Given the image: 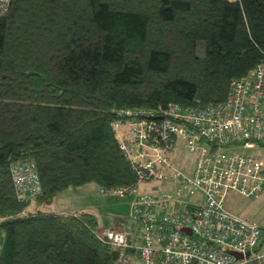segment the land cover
<instances>
[{
  "label": "trees",
  "instance_id": "obj_1",
  "mask_svg": "<svg viewBox=\"0 0 264 264\" xmlns=\"http://www.w3.org/2000/svg\"><path fill=\"white\" fill-rule=\"evenodd\" d=\"M257 67L264 0H10L0 16V264H118L93 212L30 203L90 182L136 185L112 127L118 110L215 103ZM19 160L36 165V200L16 192Z\"/></svg>",
  "mask_w": 264,
  "mask_h": 264
},
{
  "label": "built area",
  "instance_id": "obj_2",
  "mask_svg": "<svg viewBox=\"0 0 264 264\" xmlns=\"http://www.w3.org/2000/svg\"><path fill=\"white\" fill-rule=\"evenodd\" d=\"M9 3L0 0V16ZM112 127L137 183L101 191L124 195L152 180L166 186L132 200L126 227L102 230L119 249L118 264H264L262 227L226 208L230 191L264 193V155L240 151L264 145L263 67L232 79L221 101L123 108ZM176 146L196 155L190 173L170 161ZM10 171L17 194L36 200L35 164L15 161Z\"/></svg>",
  "mask_w": 264,
  "mask_h": 264
},
{
  "label": "rangeland",
  "instance_id": "obj_3",
  "mask_svg": "<svg viewBox=\"0 0 264 264\" xmlns=\"http://www.w3.org/2000/svg\"><path fill=\"white\" fill-rule=\"evenodd\" d=\"M235 147L232 146V148ZM174 149V153L170 155V161L185 173H190L196 155L187 150H182L179 146ZM240 151L243 153L260 152L264 155V145H258L251 150L240 149ZM152 187L157 190L166 189L164 183L152 180L137 184V190L134 192L119 195L112 192L105 193L101 191L98 184L90 182L77 187H69L59 192L51 204L38 205L37 209L52 212L63 211L64 213L90 211L96 215L103 229L115 225L124 228L131 223L128 219V213L132 200L139 194L153 191ZM34 207L36 204L32 201L28 209L33 210ZM226 208L238 216L258 222L263 230L261 249H264V193L246 196L238 191H230L227 194Z\"/></svg>",
  "mask_w": 264,
  "mask_h": 264
},
{
  "label": "crops",
  "instance_id": "obj_4",
  "mask_svg": "<svg viewBox=\"0 0 264 264\" xmlns=\"http://www.w3.org/2000/svg\"><path fill=\"white\" fill-rule=\"evenodd\" d=\"M34 202V201H33ZM35 204H36V207H34L35 209H33V210H36L37 209V207H38V205H37V203L36 202H34ZM37 210H40V209H37ZM58 213H64L63 211H57ZM98 222H99V220H98ZM99 226L100 227H102V225L100 224V222H99Z\"/></svg>",
  "mask_w": 264,
  "mask_h": 264
},
{
  "label": "bare ground",
  "instance_id": "obj_5",
  "mask_svg": "<svg viewBox=\"0 0 264 264\" xmlns=\"http://www.w3.org/2000/svg\"><path fill=\"white\" fill-rule=\"evenodd\" d=\"M19 161H29V160H19ZM32 162V161H31ZM34 163V162H33ZM35 164V163H34ZM36 166V165H35ZM36 170H37V168H36ZM11 172V171H10ZM38 174V173H37Z\"/></svg>",
  "mask_w": 264,
  "mask_h": 264
}]
</instances>
